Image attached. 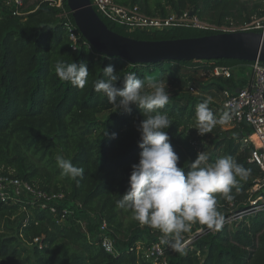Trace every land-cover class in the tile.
<instances>
[{
    "label": "trees",
    "instance_id": "trees-1",
    "mask_svg": "<svg viewBox=\"0 0 264 264\" xmlns=\"http://www.w3.org/2000/svg\"><path fill=\"white\" fill-rule=\"evenodd\" d=\"M31 1L24 0L22 17L13 16L0 4V168L5 175L41 190L62 192L65 198L59 207L72 209L74 216L58 223L47 207L41 208L37 203H0V264H150L137 256L134 246L140 241H153L154 229L139 224L130 211L116 206L129 186L131 166L139 160L140 134L136 126L143 116L135 106L131 113L114 112L116 109L107 97L95 91V81L104 78L103 68L109 64L121 78L133 72L143 79L146 73L156 70L158 79H162L168 71L182 78L188 73H206L214 66L231 69L251 62L221 58L130 64L92 48L78 30L67 0H60L61 7L54 5L58 0H37L30 4ZM111 1L120 6L135 5L151 17L190 12L217 27L242 25L264 15V0ZM64 13L66 20L61 18ZM102 21L113 33L136 41H172L219 34L192 28L129 32ZM67 22L74 26L78 36L75 45L69 38ZM61 61L87 63L88 82L83 88L57 77L55 66ZM208 79L202 85L213 98L236 85L232 69L228 79ZM201 102L199 98L173 95L161 110L167 111L172 121L166 131L179 156L178 167L184 168L185 174L202 151L193 136L195 111ZM106 131L109 135L104 137ZM247 132L248 128L241 124L233 132L221 133L206 143L205 150L211 149L213 155L209 156V163L230 156L250 170L246 180L238 178L232 189L233 200L214 194L223 218L248 208L249 200L259 192L252 193L251 188L258 184L263 173L247 161L249 148H239L238 141ZM112 133L116 134L115 139L111 138ZM58 155L83 168V175L76 179L61 177L56 165ZM75 204L81 207L76 208ZM122 214L130 215L126 225ZM77 219L86 222L85 232L77 225ZM101 220L107 223V233L118 249L116 256L99 246ZM206 228L207 225L194 223L183 234L182 241L189 233ZM167 258L168 264H264V211L198 236L185 251L173 250Z\"/></svg>",
    "mask_w": 264,
    "mask_h": 264
},
{
    "label": "clouds",
    "instance_id": "clouds-1",
    "mask_svg": "<svg viewBox=\"0 0 264 264\" xmlns=\"http://www.w3.org/2000/svg\"><path fill=\"white\" fill-rule=\"evenodd\" d=\"M55 73L62 81L83 88L88 82L86 62L79 64L57 62ZM104 78L95 81L94 89L107 97L114 112L131 113L135 106L141 110L143 119L136 126L140 134L138 163L133 164L129 186L122 198L116 201L120 209L130 211L132 219L141 225L157 229L163 234L162 243L174 251H182V236L194 223L219 229L223 216L217 209V197L231 201L232 189L238 178L246 180L250 170L238 164L232 157L223 156L209 163V155L198 152L189 171L178 167L179 156L174 151L166 129L172 121L165 109L170 100L167 84L152 75L143 79L129 72L121 78L114 66L103 68ZM211 97L196 107V130L204 135L216 124L229 120L228 113L216 119L209 108ZM108 131L104 137L108 136ZM115 139L116 134L112 133ZM61 177L76 179L84 169L75 166L63 156L56 157Z\"/></svg>",
    "mask_w": 264,
    "mask_h": 264
},
{
    "label": "built area",
    "instance_id": "built-area-1",
    "mask_svg": "<svg viewBox=\"0 0 264 264\" xmlns=\"http://www.w3.org/2000/svg\"><path fill=\"white\" fill-rule=\"evenodd\" d=\"M91 7L101 20H106L110 24L123 27L129 32H155L174 30L176 28H192L202 31H217L220 33H235V32H256L264 35V15L252 18L249 22L242 25H230L217 27L210 25L198 19L197 16L190 12H184L180 15L171 13L165 17H151L143 14L135 5L120 6L113 3L111 0H89ZM24 0H0V4L8 8L13 16L22 17L24 13ZM56 7H61V2L58 0L54 3ZM66 20V19H65ZM69 38L75 45L78 36L74 26L67 22L66 24ZM252 73V83L244 88L232 90L225 88L222 91L224 113H228V124L240 127L241 124H247L249 132L244 133L240 140V149L249 148V156L247 161L252 163L263 173L262 179L257 185L251 188V192H264V63L255 60L249 65ZM209 78H224L231 77V69L225 66H214L207 70ZM193 92V88H190ZM65 195L62 192H47L39 189L37 186L25 182L21 179L5 175L4 169L0 168V203L3 204H19L24 201L37 203L39 207H47L49 212L57 219L58 223L67 222V218L73 217L72 209L59 205L64 201ZM249 207L232 213L223 218L221 227L231 226L235 222L241 221L246 217L253 216L260 211H264V197L259 195L254 199L249 200ZM75 207L80 208L79 204ZM77 225L86 231V222L83 219L76 220ZM220 227V228H221ZM99 230V246L104 252L116 256L118 249L116 248L113 239L108 235V226L104 220L98 222ZM216 228L200 229L195 233L189 234L183 238L182 251L192 244L198 236L215 231ZM155 238L151 242H138L134 246L137 256L150 264H168L167 255L173 249L169 244L162 243L163 234L154 229L151 232ZM37 240H35L36 242Z\"/></svg>",
    "mask_w": 264,
    "mask_h": 264
},
{
    "label": "water",
    "instance_id": "water-1",
    "mask_svg": "<svg viewBox=\"0 0 264 264\" xmlns=\"http://www.w3.org/2000/svg\"><path fill=\"white\" fill-rule=\"evenodd\" d=\"M72 11L75 24L85 40L90 43L92 48L98 52L113 58L118 57L130 64L151 63L155 64L164 61H190L194 60H216L221 58L236 59L248 62L259 60L264 63V35L256 32H235L220 33L211 36L194 39H182L160 42L136 41L119 36L110 31L103 21L98 17L90 5L89 0H67ZM79 17L85 19L88 24V34L85 35L79 26ZM103 28L110 34L133 42H140L152 45H161L163 51L155 54H136L123 45L115 43L110 37L105 35ZM175 43V45H167ZM228 47L236 51H245L242 56L210 55L208 52ZM239 47V48H238ZM238 91V90H237ZM244 126H247L244 123Z\"/></svg>",
    "mask_w": 264,
    "mask_h": 264
},
{
    "label": "rangeland",
    "instance_id": "rangeland-1",
    "mask_svg": "<svg viewBox=\"0 0 264 264\" xmlns=\"http://www.w3.org/2000/svg\"><path fill=\"white\" fill-rule=\"evenodd\" d=\"M35 1H37V0H32L30 2V4L32 2H35ZM61 18L65 20L66 14L65 13L62 14ZM126 42L134 43V42L129 41V40ZM167 45H175V43H168ZM142 46L144 48H151V50H153L156 48L157 45L143 44ZM236 52H239V51H236ZM261 55L264 56V52ZM206 57H212V56L207 55ZM199 61H206V60H199ZM249 65H250V63L248 65H241L239 68L234 69V71H233V81H235L236 79L240 80V82H238L240 87H243V88L247 87V85L249 84V81H250V84L252 83V74H251V69L248 67ZM146 75H152L157 80L165 82L167 84V91L170 93V96L186 95V96L199 98L202 101L211 97V96L207 95V93H205V91H204L206 86L202 85V84L208 83L210 80V79H208L209 77L207 76V74L203 73V71L194 72L191 74L188 73V74H185L184 77H182V78H181V76L179 77V76L174 75V73L171 71H168L167 73H165V75L162 79H158L159 72L156 70L149 71V73H146L145 76ZM190 88H193L194 91L191 92ZM215 91H216V89H215ZM221 96H222L221 93L216 95V100L213 99V97H212L211 101L209 103L210 104L209 108L213 112V115L216 119L221 118L220 111L215 110V107L216 108L220 107L219 103H221V101L223 100L221 98ZM236 128L237 127L232 126V125L228 124L227 122H225L223 124L218 123L212 127L211 131H209L208 133H206L204 135H200V134H198V131L196 130V126H195L193 129V131H194L193 136H194L195 144L199 148V150L202 149V151L206 152L209 156L212 157L213 155H212L211 149L209 151L205 150L206 143L208 141H210L211 139H215L217 137V135H219L221 133L233 132L234 130H236ZM221 137H222V135H221ZM238 143H239V147H240V141H238ZM254 181L255 180L249 179V182H254ZM259 195L264 197V192L259 191L257 196H255V197H258ZM121 218H122L124 225H126L131 219L130 215H128V214H122ZM191 234L192 233H189V236Z\"/></svg>",
    "mask_w": 264,
    "mask_h": 264
},
{
    "label": "bare ground",
    "instance_id": "bare-ground-1",
    "mask_svg": "<svg viewBox=\"0 0 264 264\" xmlns=\"http://www.w3.org/2000/svg\"><path fill=\"white\" fill-rule=\"evenodd\" d=\"M79 26L81 28V30L83 31V33L85 35L88 34V24L85 21V19H83L82 17H79ZM104 33L105 35H107L108 37H110L115 43L119 44V45H123L126 48H128L129 50H131L134 53H145V54H155V53H159L161 51H163V47L161 45H157L155 49L151 50V48H144L142 45L145 43H140V42H134V43H129L126 42L128 40H124L122 38L116 37L112 34H110L108 31H106L104 28ZM133 42V41H132ZM244 51H239L236 52L235 49H229L228 47H224L221 48L219 50H215V51H210L207 54L209 55H226V56H242L244 55ZM263 56V55H261ZM264 57V56H263Z\"/></svg>",
    "mask_w": 264,
    "mask_h": 264
},
{
    "label": "crops",
    "instance_id": "crops-1",
    "mask_svg": "<svg viewBox=\"0 0 264 264\" xmlns=\"http://www.w3.org/2000/svg\"><path fill=\"white\" fill-rule=\"evenodd\" d=\"M240 66H241V65H238V66L232 67L231 69H232V71H234V69H237V68H239ZM246 67H247V66H246ZM248 67H249V66H248ZM251 74H252V73H251ZM238 82H240V80L236 79V80H235L236 85H235L234 87L231 88L232 90H237V89L240 88V85L238 84ZM249 84H250V81H249ZM249 84H248V85H249ZM248 85H247V86H248ZM241 88H243V87H241ZM212 93H215V92L212 91ZM211 98H212V97H211ZM221 98H222V96H221ZM213 99L216 100V97H214ZM223 101H224V100H222L221 103H219V106H220V107H218V108L215 107L217 110H219V111L222 112V113H221V118H222V116H223V114H224Z\"/></svg>",
    "mask_w": 264,
    "mask_h": 264
}]
</instances>
